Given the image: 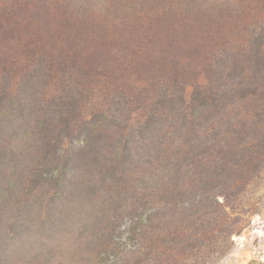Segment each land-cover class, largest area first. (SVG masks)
Here are the masks:
<instances>
[{"label":"rangeland","instance_id":"rangeland-1","mask_svg":"<svg viewBox=\"0 0 264 264\" xmlns=\"http://www.w3.org/2000/svg\"><path fill=\"white\" fill-rule=\"evenodd\" d=\"M0 106L9 264H264V0H0Z\"/></svg>","mask_w":264,"mask_h":264},{"label":"trees","instance_id":"trees-1","mask_svg":"<svg viewBox=\"0 0 264 264\" xmlns=\"http://www.w3.org/2000/svg\"><path fill=\"white\" fill-rule=\"evenodd\" d=\"M96 79H100L101 81H104L102 78V76L99 75H95ZM111 106H107L105 108V106H103L101 109L97 110L96 113L99 115L97 119H104L105 113L107 114H113L115 116V111H109ZM113 108V107H111ZM113 109L116 110V107H114ZM10 112V106H0V137L2 136V134H5L6 130L10 127V125L6 124V120H5V115L8 114ZM119 112H121V109H119ZM35 113V112H34ZM44 114L46 112H43ZM37 116V115H36ZM159 118H155L154 116H147V117H142L140 120H138L137 124H138V131L137 134L140 135L138 139H140L139 142H137V140H132V153L134 155H139V151L141 152V146H144V149L142 150L144 152L145 155H148L150 150L152 149V147H154L156 145V143H160L158 138L155 137L156 133L160 132L161 129H156V127H152L151 125H153L154 122H156ZM143 120V122L141 121ZM41 119L40 117L37 116V118L35 120H33V123L35 124V126H37L40 123ZM143 123V125H142ZM93 125V123H91ZM146 137H148L147 141H149L147 144H143V139H145ZM159 137V136H158ZM175 143V142H174ZM172 144L170 146L173 147L175 144ZM127 138L124 139L123 141V145L121 146V152L125 153L126 152V148H127ZM123 157H125L124 154H122ZM176 157V156H175ZM125 163V162H124ZM45 167V166H44ZM38 179L43 180L42 178V174L41 177H39ZM32 182V188L35 187L37 184L35 182V180L31 181ZM23 193V192H22ZM25 194V193H24ZM27 195V194H25ZM3 197L2 194H0V199ZM17 203L19 202L18 200L16 201ZM56 204V203H55ZM57 206V205H56ZM19 207V205L17 206ZM18 211V209L15 208V212L13 214H11V217H8V226H7V231L9 232V234H7V238L10 240L12 235L14 234L16 237H20V233L23 229H21V227L23 226V223L25 222L23 217L19 214L17 215L16 212ZM141 217V216H140ZM149 216L145 217V220H148ZM7 218V212H6V207H2L0 205V220L2 222H4ZM140 223V221L138 222ZM145 223V222H144ZM109 230V228L106 227H101V230L103 232V230ZM2 245L0 246V253L2 251ZM0 264H9L8 263V258L6 257H2L0 254Z\"/></svg>","mask_w":264,"mask_h":264}]
</instances>
